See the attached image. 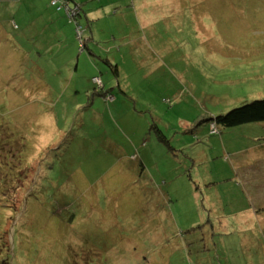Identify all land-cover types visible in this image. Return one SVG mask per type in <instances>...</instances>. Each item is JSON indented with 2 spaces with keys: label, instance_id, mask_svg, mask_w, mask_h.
Here are the masks:
<instances>
[{
  "label": "rangeland",
  "instance_id": "1",
  "mask_svg": "<svg viewBox=\"0 0 264 264\" xmlns=\"http://www.w3.org/2000/svg\"><path fill=\"white\" fill-rule=\"evenodd\" d=\"M263 98L264 0H0V264H264Z\"/></svg>",
  "mask_w": 264,
  "mask_h": 264
},
{
  "label": "trees",
  "instance_id": "2",
  "mask_svg": "<svg viewBox=\"0 0 264 264\" xmlns=\"http://www.w3.org/2000/svg\"><path fill=\"white\" fill-rule=\"evenodd\" d=\"M77 13L78 9L76 8L74 16ZM262 121H264V98L244 103L243 105L236 107L225 114L210 118V124L215 123L219 132V127H233L246 123Z\"/></svg>",
  "mask_w": 264,
  "mask_h": 264
},
{
  "label": "crops",
  "instance_id": "3",
  "mask_svg": "<svg viewBox=\"0 0 264 264\" xmlns=\"http://www.w3.org/2000/svg\"><path fill=\"white\" fill-rule=\"evenodd\" d=\"M254 142H256V141H254ZM263 143H261L260 145H258V146H256V147H249L248 148V159H242V160H239V161H237V162H235V164H234V171L232 172V176L230 177V179H233L234 181L237 179V175L239 174V168H242V169H245L247 166H250L251 164H253V163H257V164H259L258 163V161L260 160V156H259V154H260V149H258V147L259 146H263L262 145ZM253 155H255L256 156V159H254L255 157H252ZM255 160V161H254ZM254 170H258V169H254ZM246 171H249V170H246L245 169V172L244 173H246ZM253 170H250V172H252ZM257 172V171H256ZM256 172H254V174H256ZM236 175V176H235ZM245 177H247V176H250V177H252V173H250L249 175H247V174H243ZM246 179H248V177L246 178ZM239 180V179H238ZM237 184V183H236ZM238 184H241L242 186H241V188L243 189V190H245L246 192H245V195H248V196H250L251 197V204L249 205L250 207H251V209H252V217H247L250 221H252V220H255L256 222H257V220H258V214H259V212H260V209H261V206H259V204L257 203V201L256 200H254L255 201V203L257 204L256 205V207H255V205L253 204V197H252V193H253V187H257L256 185H254L253 183H251L250 182V180L248 179V182H245V179H242V181H238ZM253 185V186H252ZM249 193H250V195H249ZM262 211V210H261ZM258 213V214H257Z\"/></svg>",
  "mask_w": 264,
  "mask_h": 264
},
{
  "label": "clouds",
  "instance_id": "4",
  "mask_svg": "<svg viewBox=\"0 0 264 264\" xmlns=\"http://www.w3.org/2000/svg\"><path fill=\"white\" fill-rule=\"evenodd\" d=\"M212 125H214V126L216 127V129H217L216 132L213 131V127H212ZM210 131H211L212 133H215V134H216V133H221V131H220V132L218 131V128H217V126H216L214 123L210 124Z\"/></svg>",
  "mask_w": 264,
  "mask_h": 264
},
{
  "label": "built area",
  "instance_id": "5",
  "mask_svg": "<svg viewBox=\"0 0 264 264\" xmlns=\"http://www.w3.org/2000/svg\"><path fill=\"white\" fill-rule=\"evenodd\" d=\"M98 79H99V78H98ZM99 80H100V79H99ZM212 127H213V131L216 132V131H217L216 127H215L214 125H212Z\"/></svg>",
  "mask_w": 264,
  "mask_h": 264
}]
</instances>
